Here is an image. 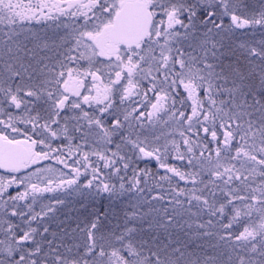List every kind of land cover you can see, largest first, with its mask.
<instances>
[{
	"label": "snow or ice",
	"instance_id": "1",
	"mask_svg": "<svg viewBox=\"0 0 264 264\" xmlns=\"http://www.w3.org/2000/svg\"><path fill=\"white\" fill-rule=\"evenodd\" d=\"M0 264H264V0H0Z\"/></svg>",
	"mask_w": 264,
	"mask_h": 264
}]
</instances>
